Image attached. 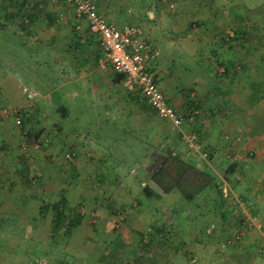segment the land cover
<instances>
[{"label":"crops","instance_id":"1","mask_svg":"<svg viewBox=\"0 0 264 264\" xmlns=\"http://www.w3.org/2000/svg\"><path fill=\"white\" fill-rule=\"evenodd\" d=\"M101 2L100 10L110 24L116 28H123L128 24L139 25L148 40L159 50L161 46L174 44L176 38L171 39V34L179 36L186 34L188 36L183 37L186 38V42H192L196 46V49L190 50L184 58L188 59L189 66L194 65L193 72L188 68H172L161 56L154 58L151 66L159 86L181 114L191 117L195 110L201 111L189 122L188 128L198 132L203 148L209 152V159H203L198 153L186 148L187 145L183 144L184 141L173 130L172 124L165 120L171 125L178 143V151L173 153L190 165H196L205 173H211L212 176L214 174L217 177L216 181H221L222 185L217 188L209 186L189 200L178 189L168 193L162 192L153 181L148 180L147 173H140L135 168H132L131 172H134L136 182H139L137 189L132 188L137 183L131 186H126V183L123 186L122 179L117 175H113V181L108 180L110 183L104 182L105 176L111 173L112 165L116 170L120 164L118 158L126 157L123 152L126 149H133V144L130 145L126 141L133 142L144 138L146 130L150 129V114L156 116L157 113L148 107L141 108L137 105L131 98L138 93L127 90L123 80L118 82L119 73L110 65L103 66L100 63L102 53L99 41L89 32L85 22L84 29L78 36L67 37L68 43L63 42L67 51L63 55L65 59L62 64L52 68L55 78L61 82H56L59 83L58 86H48L42 93L39 91V95L35 92L34 98L38 96L35 110L29 111L31 112L29 115L26 114L31 125L28 139L35 140L45 133H48L51 139V145L44 149H38L37 144L30 146L31 150H38L39 158H45L40 166L45 167L43 174L46 179L47 175L55 177L60 174L53 170V166L46 164L48 163L46 158L56 159L60 154L69 152H74L70 153L73 156L76 154L74 168L83 176L84 181L88 179L85 183L82 181L78 183L79 190L81 189L79 196L84 199L83 203H80L81 200L74 202L84 206L83 221L74 227L67 237L77 239L75 242L77 251L93 254L92 264H176L177 257L185 261L189 256L196 257L198 264H263L264 261L258 251L260 242L264 240L261 232L244 230L243 238L235 244H229L228 239L238 230L243 213V207L235 203V196L244 201L245 209L258 215L264 223V104L260 103L258 98L253 99L250 90H247L246 94L229 91L228 86L234 80H230V83L223 79L220 82L215 81L217 77L213 66L216 60L205 54L203 51L205 48L199 55L197 49L199 40L185 25L183 26V23L175 20L183 9H175L174 6L173 9H169L170 3H165L164 0ZM46 10L48 12L43 13L45 15H42V18L48 22L47 16L57 15L58 11ZM26 20L29 23L27 18ZM32 24L33 22L28 24L29 29ZM65 26L62 25V28ZM52 35L46 40L48 45L55 44L58 39L57 32ZM37 40V37L33 38V41ZM70 42L84 46L83 51L78 54L71 53ZM217 42L218 40L215 41L216 44ZM50 61L57 63L58 59L51 58ZM226 62L233 63L229 59ZM232 63L229 64L227 71L224 72L222 68L223 71L219 73H226L225 75L229 77ZM59 65L61 66L58 67ZM18 73L17 69L11 70L8 67L0 69V102L11 108L20 107L28 110L29 99L22 89L23 82ZM24 73L26 74V71ZM7 75H12V78ZM9 78L13 79L12 87L11 82L5 81ZM40 78L44 80L45 77ZM55 110L58 112L57 117L53 114ZM43 113L46 116H43ZM18 140L19 130L13 121L11 119L1 121L0 144L4 147H15L19 143ZM143 144L142 142L141 145ZM0 158L3 170L0 171V177L8 181L7 175L10 171H16L15 166L22 159V155L13 149L8 151L6 156L0 155ZM89 173L95 175H92V179L98 181V187L89 180L91 176ZM139 173L143 175L138 176ZM55 178L50 177L44 181H52ZM58 181L55 190H51L49 182H45L43 185L45 192L54 197L60 188L57 192V202L59 198H66L70 202L66 197V190L69 188H61L63 182ZM10 185L14 187L13 191L17 188V184ZM145 187L150 191L145 190ZM5 188L9 189L7 186ZM7 189H0L2 206L0 219L8 214L13 216L12 225L15 230L9 232L8 237L20 239L19 244L14 243L19 252L32 253L35 251L33 247L36 246L35 239L39 226L42 225L41 221H47L44 230L47 235L50 232L52 234L53 210L48 209L43 215L41 212L43 202L36 201V193L19 198ZM109 190L112 192L109 193V197L113 196L111 199L106 196L108 195L106 191ZM97 192L103 195L100 196ZM118 208L126 210L127 219L120 229L123 230V235L118 234L120 230H116L113 231V238L123 237L124 240L120 245H116L111 238L110 242L113 245L107 242L105 247H100L101 251L97 252L93 248L97 247L98 241L100 244L109 236V223L108 225L106 223L111 213L114 216ZM93 212L98 216V226L95 228L91 226L90 221ZM152 223L161 229L162 238L159 240L163 242L156 246L141 241L142 233ZM25 229L28 236L34 239L33 244L21 241L27 237ZM170 237H173V247L167 244ZM150 248L157 253L152 262L143 255ZM20 261L23 260L17 262ZM31 261L29 257L20 264H30Z\"/></svg>","mask_w":264,"mask_h":264},{"label":"rangeland","instance_id":"2","mask_svg":"<svg viewBox=\"0 0 264 264\" xmlns=\"http://www.w3.org/2000/svg\"><path fill=\"white\" fill-rule=\"evenodd\" d=\"M39 1H42L41 3L43 4H40V7H43L44 11H47L46 9H50L52 10V12L54 11V9L58 11L56 21L53 23V25H51L50 22L45 21V18L37 17L34 21H32L33 24L31 25L30 29L27 27L25 28L27 30H25L21 25L24 15L20 14L24 12H21L19 10V6L22 4V0H0V69H7L8 67L11 70H18V74H20V78H22L21 82H23L22 89L24 93L27 94V97L29 99L28 110H24L20 107L11 108L9 106L1 104L0 102V106L7 107L9 110H19L18 118H20L17 119V116H11L5 119H11L16 128H18L19 140L17 142L19 143H17L15 147H4L3 144H0V155L6 156L8 151H13V149H15L19 155H22L23 159H21L18 165L15 166L16 171H10V174L7 175L8 181L0 177V189L2 188L3 190H5L7 189L5 188L7 186L9 188L7 189V191H10V193L14 192L19 198H23L24 196L27 197L30 193H36V201H42L52 205L57 202V192L60 188L57 190L56 195H54V197H51L50 195H48V193L45 192L46 189L44 190L43 185L45 182H49L51 190H55L59 184L58 180H60L61 182H63L61 183V188H69L68 190H66V197L70 201L67 204L68 210L69 208H78L82 211L84 206L82 207L81 205H79V203L74 204V202L77 200L79 202L81 200L80 203H83L84 199L79 196L81 189L79 190L78 183L79 181L85 183V181H88V179L84 181L82 178L83 176H81L74 168V165L76 163L75 160L77 159L76 154L72 159H68L66 156L67 154H60L58 157H56V159L46 158L48 162L46 164H48L49 166H53L52 168L56 173H60L55 177L61 178H55L53 175H47V179L51 177L55 178V180L44 181V179H46V176L43 174L45 171V167H41L40 163L45 158H39V155L37 153L38 150H31L30 146L37 144L39 147L38 149H44L45 147L51 145V139L48 133H45V135L41 134V136H39L35 140L28 139L31 125L26 114L28 113L29 115L31 113L29 111H32L33 109L35 110L36 100L38 99V96L36 98L31 97L30 93H38L39 91L42 93L45 89L48 88V86L52 87L53 85H59V83L56 84V82H61V80H57L55 78V72L52 70V68H54V66H56L57 64H62L63 60L65 59L63 55L66 54L67 51L64 49L65 46L63 45V42L66 41L68 43L66 38H74L80 34V32L75 28L76 19L74 17V14H72V9L64 2V0H57L56 2H53L51 0H28V3L25 4V10L31 11L30 6H33V4ZM97 1L101 6L102 0ZM136 1L138 2L141 0ZM164 1L165 3L171 4H168L170 6L169 9H173L172 6H174L175 9H183L182 13H180V16L177 15L175 20L183 23V26L185 25V27L188 28V31L193 33L195 38L199 40V46H197V49L199 50L198 54L200 55L204 51L207 56H211V59L216 60L213 66V68L215 69V75L217 77L215 81L220 82V80L223 79L229 81L230 83V80H234L228 86L229 91H232L235 94H246V91L250 90L253 93V99L259 98L257 97L258 90L260 91V93L264 94V0ZM167 16L170 17V14H168ZM72 18L75 19V21H72ZM62 25L66 26L62 28ZM56 32L58 35V39L56 43L53 44L55 47H53V45H48L46 43V40L47 38L52 37V34ZM238 32L240 35V39L239 37L236 38ZM181 36L171 34V39L176 38V41L174 40L173 45H167V47L161 46L158 56L164 57L166 62L168 61V65L172 68H188V70H191V72H193L194 65L189 66L188 59L184 60V58L189 54L190 50L194 51V49H196V46H194L192 42H186V38H183L184 36L188 35L184 34ZM34 37H37L38 40L33 41ZM216 40H218L217 44L215 43ZM70 43L69 50L71 51V53L78 54L79 52L83 51L84 46H77L76 43ZM203 48H205L206 50L204 49L202 51ZM51 58H57V63H53L52 61H50ZM227 59L233 61V63L235 64L233 65V63L231 62L233 67H230V73L228 74L229 77L225 75L226 73H219L223 71L221 70L222 68L225 69L224 64ZM60 66L61 65H59L58 67ZM24 71H26V74L24 73ZM43 76L45 77L44 80L40 78ZM7 77L12 78V75H7ZM11 78L5 79V81L11 82L10 86L12 87L13 79ZM186 78L187 77H185V79ZM54 96L55 94L53 93V97ZM131 99L137 105H140L141 108H143V106L146 107L145 103L142 102L139 94H134L133 98ZM260 103L264 104V99L260 100ZM53 114H56L57 117V110L53 111ZM43 116H46V114L43 113ZM149 119L150 129L146 130L145 137L139 138V140L137 141L134 140L133 142L126 141L130 145L133 144V153L131 149H126L123 152L126 157L118 158L117 161H120V164L117 165L116 170L112 165V167L110 168L111 173H108L104 178L105 183H110L111 181H113V175H117L120 179H122L123 186H125L126 183V186H131L134 185L133 183H137L134 187H132L133 190L134 188L137 189L139 186V182H136L137 177L134 172H131L132 168L137 169L140 173H147V176H149L150 174L157 171L165 162L167 151H178V143H176L177 139L175 140L173 135V130L176 131L174 127L172 130L171 125H169L168 122H166L158 115L155 116L150 114ZM1 121L4 120H0V122ZM187 129L188 132H196L199 136L197 131L190 128ZM126 142H124L125 145H127ZM142 142L144 143L143 146L141 145ZM183 144H185V142ZM138 148H140L141 150H139ZM136 151H138L139 154ZM145 154L149 156H146ZM112 158L111 161L113 163ZM1 170L2 168L0 165V171ZM140 173L137 175H143ZM48 174L50 173L48 172ZM89 175H91L89 177V180H92L91 182L94 184V186L98 187V181L92 179L93 173H89ZM108 180L111 181L109 182ZM10 183H14L15 185L17 184L18 189L15 188L13 191L14 187L10 185ZM2 184H4L5 187ZM110 191L111 190L106 191V193H108V195L106 194L108 199L113 198V196L109 197V193H112ZM103 193H99V195L101 196V194L103 195ZM60 200L61 199L59 198L58 201ZM111 201L113 202V199ZM110 207L113 208L112 205ZM1 209L2 206H0V212ZM126 216V210H122V208L116 209L114 216L113 213H111V217L109 218V220H107L108 222L106 223V225H108L109 223V236H107L105 240L102 239L104 240V242H100V244L98 241L97 247L93 249H96L97 252H100V247H105V243L110 242L111 238H113V231L123 228V225L125 224L127 219ZM90 219L92 223L91 226H93L94 228L97 227L98 216L96 212L91 213ZM40 223L42 225L39 226L37 239H35L37 241L36 246L33 247L35 251L32 253L30 252L29 254H23L21 253V251L19 252L16 247H14V243L19 244V238L10 239L8 237L9 232L15 230L12 225L14 224V221H12L11 224L7 225L4 229L0 230V245L1 247L3 245L5 246L3 248V252L0 253V264H20L29 257H31L32 260L30 264H92L94 262V258L92 257L93 254H90V256L86 254L85 251L79 252L75 249L77 248V245L75 244L77 239L75 237L69 238L67 236L60 235L54 239L51 236V232L47 235V232L44 230L47 221L43 220ZM155 226L157 225L152 223L151 226L146 227V231L142 233L141 237V241L143 243H145L143 239L145 233H148L149 235V239L151 240H149V243H151V246H156L157 244L159 245V242H163L159 240L160 238H162L160 235L161 229H158ZM24 233L27 234V237L26 239H21V241L25 240V242L33 244V242L35 241L33 238H30L28 236V232L26 231V229ZM118 234L122 236L123 230H120ZM123 240V237H115L113 238V243H116V245H120ZM167 241H169L167 242V244L173 247V237H170V240L167 239ZM110 243L111 245H113L112 242ZM145 252L146 254L144 253L143 255L146 256L148 261L152 262L156 258L157 253L153 250V248H150ZM19 260L23 261H20V263H18L17 261ZM175 260L176 264H186V262L188 261L187 258L184 261L183 258L182 260H180V258L178 257ZM195 264L198 263L196 262Z\"/></svg>","mask_w":264,"mask_h":264},{"label":"built area","instance_id":"3","mask_svg":"<svg viewBox=\"0 0 264 264\" xmlns=\"http://www.w3.org/2000/svg\"><path fill=\"white\" fill-rule=\"evenodd\" d=\"M64 2L74 13L76 30L82 32L86 22L89 32L97 37L102 51L100 63L103 66L110 65L115 72L124 75V87L129 91L137 92L142 102L150 106L159 117L172 124L187 148L208 160L209 152L204 150L200 137L196 132H188L187 129L189 122L194 120L200 111L195 110L194 115L187 118L169 101L159 86L151 66L152 60L159 55V49L148 40L143 29L136 24H128L123 28L114 27L100 10L97 0H64ZM35 95L36 93H30L31 97ZM11 116H17V119H20L18 118L19 110L13 111L0 106V120ZM66 156L68 159L73 158V154L70 153ZM217 184L219 187L222 185L219 180ZM234 198L235 203L243 207V213L239 228L228 239V243L235 244L240 241L245 234L244 230H257L264 237V223L258 215L245 209L244 201L240 198L237 196ZM143 239L145 243L149 242L148 233H145ZM258 251L264 261V240L260 242ZM196 261V257H191L186 264H195Z\"/></svg>","mask_w":264,"mask_h":264},{"label":"trees","instance_id":"4","mask_svg":"<svg viewBox=\"0 0 264 264\" xmlns=\"http://www.w3.org/2000/svg\"><path fill=\"white\" fill-rule=\"evenodd\" d=\"M42 1H39L33 6H30V10H25V4L28 3V0H22V4L19 6V10L21 12L24 11V16L21 22L22 28H27L30 22L34 21L37 17H42V15H45L48 11H44L43 7H40V4ZM45 13V14H43ZM47 16L48 22H50L51 25L56 21V17L58 15H51ZM28 19L29 23L25 21V19ZM240 39L239 32L236 36V38ZM245 40V39H244ZM101 50V49H100ZM102 53V51H101ZM231 64V62L229 63ZM229 64L226 62L224 71H227L229 69ZM124 79V75L118 74L117 81L121 82ZM258 100L264 99V94L260 93L258 90L257 93ZM146 107L153 110L150 106L145 104ZM189 116H187L188 118ZM205 150V149H204ZM148 180L150 179L153 181V183L164 193H168L174 189H178L181 194L186 199H192L194 196L202 193L206 188L209 186H214L217 188V177L211 173H205L204 170H201L196 165H190L185 160L182 159V157L178 156L177 154H174L171 151H167L166 160L162 164V166L155 171L154 173L147 176ZM145 190H149L148 187H145ZM150 191V190H149ZM68 201L66 198L61 199L58 202H55L54 204L50 205L46 202H43V206L41 208V212L43 215L46 214V211L51 208L53 210V227H52V238H56L58 236H68L69 233L72 231L74 227L79 225L83 221V213L81 210L77 209H70L68 210ZM7 216V217H6ZM6 216H3L0 219V229H4L7 225L11 224L13 216L8 214ZM11 221L10 223H8ZM151 241V240H150ZM149 241V242H150ZM148 242V243H149ZM150 244V243H149ZM5 246L3 245L1 247L0 245V253L3 252V248ZM194 257V256H191ZM187 258L188 260L191 259ZM197 259V258H196ZM197 262V261H196Z\"/></svg>","mask_w":264,"mask_h":264}]
</instances>
